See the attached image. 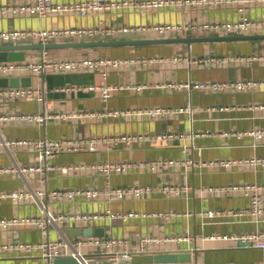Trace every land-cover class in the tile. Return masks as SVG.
Here are the masks:
<instances>
[{
    "label": "crops",
    "instance_id": "crops-1",
    "mask_svg": "<svg viewBox=\"0 0 264 264\" xmlns=\"http://www.w3.org/2000/svg\"><path fill=\"white\" fill-rule=\"evenodd\" d=\"M29 0H0L1 4L26 3ZM80 0H55L70 2ZM243 3L234 1L221 5L164 6L139 10L132 7L92 12L86 15L78 13H52L40 17L28 10L7 9L0 12V29L9 28H53L71 26H138L153 23H182L236 21L240 18ZM247 13L252 18H264V2L249 3ZM205 33L207 32H195ZM184 35V34H183ZM159 36L143 31L118 33L116 38H136ZM103 36L81 39H101ZM73 38L71 40H77ZM66 41V40H64ZM67 48H52V57L67 56ZM73 51L82 52V56H163L165 61H155L149 66L131 65L122 69L108 67L105 79L100 71H74L69 73L48 72L37 85L45 84L47 93L44 100H2L0 113L6 112H52L59 111H109L119 108L171 106L182 107L178 113L165 117L149 115L104 116L83 115L67 120L52 118L47 123H20L0 120V137L5 138H63L94 137L122 134H158L162 132L183 133V138L153 139L132 145L124 143L101 142L97 150L63 152L50 159V169L46 173L29 172L20 175L17 172L0 173V192L16 191L32 186L36 189L75 188L83 186H105L109 180L113 186L127 185H189L181 194L167 196L152 191L142 197L126 196L117 200L106 197L85 199H54L46 197L49 209L59 212H102L111 210L123 213L132 210L146 212L147 215L121 218L106 217L98 220L97 225L107 229V235L128 237L133 248L138 247L143 235L154 234L160 237L188 235L189 240H169L156 242L153 250H189L191 262L196 264H252L264 261V248L246 245L231 238L241 232L264 230V215L255 214L237 217L221 215L203 216L209 209L230 210L250 208L252 197L243 191H213L229 183H263L264 165L237 162L232 166H209L204 162L216 159H236L245 161L252 157L264 158V133L257 137L250 131H264V85L253 90L228 88L226 90H205L195 88L174 89L163 84L171 81H213L232 79H264V60L254 59L248 62H229L224 65L206 66L189 62L171 60L175 55H204L210 53H264V39L232 40L214 42L168 43L122 46L79 47ZM31 58H39L42 50L29 53ZM125 85L115 90L108 101L103 99L101 90L61 91L58 88L66 84ZM146 83L145 88L135 90L129 85ZM190 106V109L188 107ZM167 158L181 161V164L153 169L144 165H133L124 170L113 172L110 177L95 168L98 161H142ZM37 152L30 145L6 147L0 144V166L12 163L20 165L38 162ZM193 161L191 166L183 161ZM66 168L67 170H65ZM46 180L41 182V176ZM264 197V189L261 190ZM177 210L180 214L162 218L154 213L162 210ZM41 214L35 201L15 202L11 198H0L1 217H29ZM67 226H77L76 223ZM64 227V228H65ZM63 234H65L63 229ZM225 235H229L226 238ZM62 230L54 224L46 231L30 224H16L0 227V243L22 239L39 241L48 238H60ZM0 264H44L38 254H18L10 251L0 253Z\"/></svg>",
    "mask_w": 264,
    "mask_h": 264
},
{
    "label": "built area",
    "instance_id": "built-area-1",
    "mask_svg": "<svg viewBox=\"0 0 264 264\" xmlns=\"http://www.w3.org/2000/svg\"><path fill=\"white\" fill-rule=\"evenodd\" d=\"M234 1L242 2L241 15L236 21H216L211 20L207 22H182V23H153L138 26H105L103 24L95 26H71V27H53V28H9L0 29V43L10 42H41L47 43L50 41H64L73 38H94L95 36L114 37L118 33L128 31H143L147 33L156 34L159 36L168 35H183L187 31L207 32V33H262L264 32V18H252L247 13V5L249 3L264 2V0H80L70 2H58L55 0H29L26 3L16 4H1L0 12L7 9L14 11L28 10L40 17H44L52 13H78L86 15L92 12H100L111 9H118L122 7H132L139 10L147 8L164 7V6H187L196 4L207 5H221ZM168 57L163 56H71V57H52L49 49L42 50V55L39 58H31L27 55L25 60H2L0 61V77L11 76H35L42 77L48 72L53 73H69L74 71H100L103 77H108V67L125 68L131 65L149 66L155 61H165ZM254 59L264 60V53H210L204 55H175L171 60L175 62H189L206 66L224 65L229 62H248ZM146 83H135L129 87L140 90L145 88ZM164 86L174 89H190L195 88L205 90H226L228 88H236L242 90H253L264 85V79H232V80H213V81H171ZM125 85H113L110 83L100 84H66L58 89L61 91H80L98 89L102 91L103 99L108 101L112 93ZM47 93L46 85H37L33 82L31 85L19 86H0V99L2 100H27L36 99L42 101L45 99ZM264 107V104H261ZM190 109V106L188 107ZM183 110L182 107H171L164 105L149 106V107H133V108H119L109 111H59L52 112H6L0 113V120L17 121L20 123H47L52 118H60L67 120L69 118H76L85 115L104 116L105 114L122 116V115H149L152 117H165L168 114L178 113ZM252 134L260 137L263 135V130L250 131ZM183 133L162 132L158 134H122V135H104L94 137H63V138H5L0 137V144L6 147H14L17 145H30L34 148L38 155V162L35 164L20 165L12 163L0 166V173L17 172L20 175H26L29 172H40L45 174L46 170L50 169V159L57 157L63 152L81 151V150H97L101 142L106 143H124L125 145H132L134 143H141L153 139H175L177 137L183 138ZM237 162H248L250 164L264 165V158L252 157L245 161H238L236 159H216L210 162H204L209 166H232ZM188 166H191L193 161H183ZM174 164H181V161L167 158H158L154 160L142 161L135 163L133 161H98L95 168L106 175L108 178L113 172L124 170L133 165H144L153 169L163 168ZM67 170L66 168H64ZM46 175L41 176V182L46 180ZM189 185H175V184H161V185H127V186H113L108 180L105 186H83L75 188H57V189H36L32 186L18 189L16 191L0 192V198H11L13 201L25 202L35 201L39 204L41 214L32 215L29 217H1L0 227H9L16 224H30L38 226L40 229L46 231L48 226L54 224L62 230L60 238H48L39 241H25L22 239L12 240L11 242L0 243V253L10 251L18 254H38L43 260L44 264H55L56 257L61 255H72L77 258L81 264H93L94 260H112L111 264H196L191 261H166V262H147L135 263L131 259L134 255L139 253H146L154 251L152 245L156 242H163L169 240H189L188 235H172L168 237H160L154 234L143 235L140 238L138 247L131 246V240L128 237H121L116 235L104 236H76L70 237L63 234L65 224L78 226H95L96 222L102 218L112 217L121 218L123 220L129 217H137L143 214L140 211L132 210L123 213H114L111 210L106 213L102 212H83L70 211L53 213L47 206L46 197H53L54 199H76L83 197L85 199H92L97 197H106L110 200H117L128 195L133 197H142L148 195L152 191H159L167 196L181 194L184 190L189 189ZM213 191L231 192L235 190L243 191L245 195L252 197V205L250 208L242 207L230 210H216L209 209L201 213L203 216L215 217L221 215H233L242 217L246 215H264V197L261 190L264 189L263 183H229L217 187H209ZM155 216L162 218H169L180 214V211L167 209L154 213ZM65 232V231H64ZM229 238V235H225ZM246 245L264 248V230L248 231L236 233L231 236ZM237 264V263H224ZM252 264H264L257 262Z\"/></svg>",
    "mask_w": 264,
    "mask_h": 264
},
{
    "label": "water",
    "instance_id": "water-1",
    "mask_svg": "<svg viewBox=\"0 0 264 264\" xmlns=\"http://www.w3.org/2000/svg\"><path fill=\"white\" fill-rule=\"evenodd\" d=\"M264 39L262 33H193L187 31L184 35L168 36H145L136 38H116L104 37L101 39H77L66 41L41 42H19L0 43V61L2 60H25L28 50L31 49H52L64 47H90V46H122V45H147V44H168V43H189L195 42H214V41H232V40H260ZM33 84L32 76H11L0 77V86H19ZM67 236H104L107 229L103 225L95 226H67L64 228ZM192 255L189 250H154L146 253L134 255L131 259L135 263L147 262H166V261H191ZM55 264H81V262L72 255H61L56 257ZM112 260H94L93 264H111Z\"/></svg>",
    "mask_w": 264,
    "mask_h": 264
},
{
    "label": "rangeland",
    "instance_id": "rangeland-1",
    "mask_svg": "<svg viewBox=\"0 0 264 264\" xmlns=\"http://www.w3.org/2000/svg\"><path fill=\"white\" fill-rule=\"evenodd\" d=\"M64 48H67V49H68L67 52H66V55H67V56H82V55H84V54H82V52H79V51H73V49H75V48H79V47H64ZM39 50H40V49H31V50H28L27 55L30 56L29 53H31L32 51H33V52H38ZM40 51H41V50H40ZM35 78H36V81H38V77L35 76Z\"/></svg>",
    "mask_w": 264,
    "mask_h": 264
}]
</instances>
